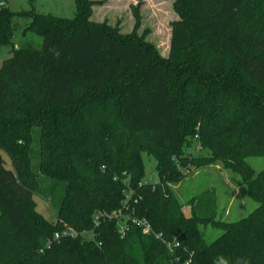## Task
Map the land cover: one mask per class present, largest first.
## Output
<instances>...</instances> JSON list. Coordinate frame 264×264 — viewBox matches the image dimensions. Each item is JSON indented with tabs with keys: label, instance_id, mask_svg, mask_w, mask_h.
I'll use <instances>...</instances> for the list:
<instances>
[{
	"label": "trees",
	"instance_id": "16d2710c",
	"mask_svg": "<svg viewBox=\"0 0 264 264\" xmlns=\"http://www.w3.org/2000/svg\"><path fill=\"white\" fill-rule=\"evenodd\" d=\"M74 3L73 19L0 9V46H13L17 16L42 44L12 48L0 67V264H264V175L244 163L264 158V0H175L168 60L136 34L139 5L122 35L88 22L93 0ZM189 136L210 152L190 161L244 173L252 214L216 221L206 191L185 217L168 184L189 163ZM143 154L157 185L142 181ZM34 195L55 207V222ZM113 211L163 240L130 220L123 237L116 219L94 225ZM208 224L224 230L212 243L199 230ZM66 226L79 236L45 248Z\"/></svg>",
	"mask_w": 264,
	"mask_h": 264
},
{
	"label": "rangeland",
	"instance_id": "374dc122",
	"mask_svg": "<svg viewBox=\"0 0 264 264\" xmlns=\"http://www.w3.org/2000/svg\"><path fill=\"white\" fill-rule=\"evenodd\" d=\"M93 2L88 22L117 28L122 35L133 32L135 20L131 8L139 5L140 19L136 34L142 36L143 40L152 46L153 50L156 51V55L161 59L168 60L170 58L171 23L179 20V16L174 9L175 0H93ZM6 4L13 13L31 11L42 16L52 15L65 19H73L76 15L74 0H6ZM29 23L30 19L24 17L17 16L12 20V28L15 29L12 39L13 46H0V67L3 60L10 57L12 48L33 47L41 49V39L32 33L25 32L24 28ZM188 141L191 146L189 148L183 146L182 149L189 163L186 165L178 163L181 172L180 181L168 184L172 195L178 199L185 217H191V207L194 204V199L200 197L206 191H212L216 197L215 208L213 209L216 221L233 223L252 214L258 207V203L248 193L244 173L239 169L226 167V164L219 160L210 163L190 161L191 157H208L210 152L207 149L203 150L195 138L191 139V136H189ZM2 154L6 168L10 169L7 155ZM142 161L145 166L142 181L151 185L159 184L154 159L147 154H143ZM244 163L246 169L252 171V178L264 175L263 157L252 155L246 157ZM32 200L35 203L36 211L48 222L56 221L55 207L53 208L48 200L41 199L36 195L32 197ZM129 218L131 217L124 215V218L120 221H123L122 224L127 226ZM147 224L150 231L145 235H153L156 240H163L160 235L154 233L149 222ZM199 230L202 239L206 243H212L224 232V230L209 224L205 227L201 226ZM92 236L93 231L82 232L81 234V238L84 239H91ZM166 246L171 254L173 245L167 243Z\"/></svg>",
	"mask_w": 264,
	"mask_h": 264
},
{
	"label": "built area",
	"instance_id": "2783aa9c",
	"mask_svg": "<svg viewBox=\"0 0 264 264\" xmlns=\"http://www.w3.org/2000/svg\"><path fill=\"white\" fill-rule=\"evenodd\" d=\"M195 138H197V136ZM101 217L102 218H106L108 220L116 219L117 222H118V225L117 226H118L120 235L122 237L125 235L126 231L128 230L127 229V226L124 225V224H122L123 221L122 222L120 221V220H122L124 218L123 213H121L120 211H113V213L110 214V215L109 214H104V213L103 214L97 213V215L95 216V219H94V225L96 227L98 226V223H99V220H100ZM129 220L131 221V224L135 225L138 228H141L142 233L144 235L147 234V233H149L150 228H149L146 220H140V219H137V218H134V217L133 218L132 217L129 218ZM77 236H79V234L75 230H73V229H71V228H69L67 226L66 227H63V229L61 230L60 233H56L54 235V237L51 238V240H48L46 242L45 248H49L50 245H51V243H53L55 241H58V240H60L62 238H75ZM157 238L159 239L160 237H157ZM176 246H178V244H176Z\"/></svg>",
	"mask_w": 264,
	"mask_h": 264
},
{
	"label": "water",
	"instance_id": "95a60500",
	"mask_svg": "<svg viewBox=\"0 0 264 264\" xmlns=\"http://www.w3.org/2000/svg\"><path fill=\"white\" fill-rule=\"evenodd\" d=\"M7 7L6 0H0V9Z\"/></svg>",
	"mask_w": 264,
	"mask_h": 264
}]
</instances>
